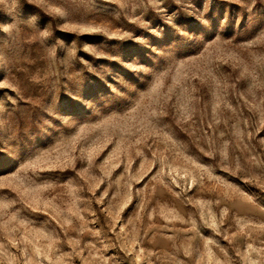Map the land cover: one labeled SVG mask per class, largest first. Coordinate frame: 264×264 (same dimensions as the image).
Instances as JSON below:
<instances>
[{"label":"rangeland","instance_id":"1","mask_svg":"<svg viewBox=\"0 0 264 264\" xmlns=\"http://www.w3.org/2000/svg\"><path fill=\"white\" fill-rule=\"evenodd\" d=\"M0 264H264V0H0Z\"/></svg>","mask_w":264,"mask_h":264}]
</instances>
